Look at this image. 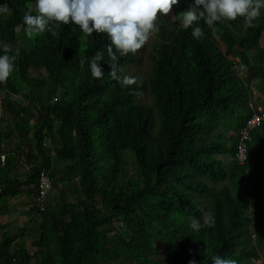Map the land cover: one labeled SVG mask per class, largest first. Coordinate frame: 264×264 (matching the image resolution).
Masks as SVG:
<instances>
[{"label":"trees","instance_id":"trees-1","mask_svg":"<svg viewBox=\"0 0 264 264\" xmlns=\"http://www.w3.org/2000/svg\"><path fill=\"white\" fill-rule=\"evenodd\" d=\"M193 2L179 0L158 16L159 31L151 35L157 40L150 37L136 53L112 61L107 34L87 36L70 22L54 24L55 35L28 37L23 16L34 0H0V42L10 46L20 78L18 85L11 77L4 82L15 95L2 101L12 122L0 121V264L264 259V121L252 131L248 160L234 159L239 129L259 108L253 87L264 93V10L252 25L242 17L212 26L201 19L194 26L203 36L194 39L180 15ZM97 51L104 54L101 79L89 68ZM238 59L246 66L243 76ZM112 63L137 83L121 87L109 75ZM27 88L29 107L39 88L50 90L55 102L49 97L33 113L18 96ZM14 135V148L5 153ZM53 155L69 162L80 195H53L27 244L2 219L5 204L24 196L34 201L39 172L54 178ZM193 218L202 225L198 232Z\"/></svg>","mask_w":264,"mask_h":264},{"label":"clouds","instance_id":"clouds-1","mask_svg":"<svg viewBox=\"0 0 264 264\" xmlns=\"http://www.w3.org/2000/svg\"><path fill=\"white\" fill-rule=\"evenodd\" d=\"M179 0H34L33 9L23 16L25 34L34 37L52 31V26L70 22L78 26L87 35L104 33L110 40L107 53L112 61L130 53H136L159 31L158 16H167L173 5ZM264 0H194L189 10L182 15L181 27L192 29L191 36L199 39L203 36L201 27L194 26L201 19L208 26L220 21H235L244 18L245 23H252L261 16ZM33 10L35 14H33ZM0 83H4L16 70L15 56L10 54V46L0 42ZM118 54V55H117ZM104 54L97 51L89 61L91 76L101 79L105 67L102 63ZM109 75L123 88H131L137 83L134 76L119 75L117 63L108 65ZM212 218L209 216V226ZM191 228L200 231L199 220H191ZM211 264H237L235 259L220 255L210 257ZM194 264V262H193Z\"/></svg>","mask_w":264,"mask_h":264},{"label":"rangeland","instance_id":"rangeland-1","mask_svg":"<svg viewBox=\"0 0 264 264\" xmlns=\"http://www.w3.org/2000/svg\"><path fill=\"white\" fill-rule=\"evenodd\" d=\"M261 10H264V9H261ZM151 38H153L154 40H157V36H155V35H153ZM149 40H151V39H149ZM249 52L252 55V54H254L255 51L249 50ZM262 70L264 72V64H263ZM245 74H247V70L244 71V75ZM10 77L13 81H15L16 84L20 82V78L17 74V69L14 71V73ZM259 80H260V78H258L256 80V82H258ZM253 89L255 91L254 96H253L254 104L257 107L264 110V93H260L257 90V88H255V87H253ZM30 90H31V88L30 89L27 88L23 92V93H25L24 95L22 93L18 94V96L23 100L22 105L25 107H28L29 109L31 108V107H29L31 104V100L28 98L30 96H32ZM37 90H38V88H37ZM14 95L15 94L10 92V90L7 88L5 83H0V115H1L0 121H2V123L5 126H7V123L12 122L13 116H12L11 112L4 110V106L2 105V101H3V99H12L14 97ZM33 95L35 96V102L31 108V111L33 113H36L37 108L41 107V105H43L48 100L49 97L52 100V102H55V100H54L55 95L52 94L51 91L48 90L47 88H39V92L34 91ZM54 125L56 127L57 122H55ZM35 127H37L36 122H34L30 126V130L32 133H33ZM17 139H18V137L16 135H14V137H12L11 140H8L5 142V144L3 146V148H5V151H4L5 153H7L9 150H11L13 148ZM48 139L49 140L47 142V145H51L52 139L50 138V136H48ZM128 162H129L130 167L133 169L135 167L134 158L129 157ZM68 164H69V162L62 160V159H59L55 155H53V173H54L53 180L57 181V186L53 190V192L51 193V195L48 199L49 202H51V203H53L52 196L56 195L59 191L66 192L67 196L70 200H73L78 195H80L79 177L76 175L75 176L72 175L71 172L68 173V170H67ZM24 166L26 168V165H24ZM69 174H71V180H67V181H61L60 180L61 177L69 175ZM33 202L34 201L31 197H25V196L21 197V198H17V199H9L8 201H6L4 212L2 215V219L9 223L8 228L12 233H18V234L22 233L20 240L26 239V237L28 236L29 233L33 234L32 231H37V229H38V225H37V222L35 220L36 218H34V216H32V214L30 213V207L33 205ZM253 238H254V236H252V239ZM29 242H30V239L27 240V244H29ZM261 262H262V259H259V258L254 256V257H252L250 264H256V263H261ZM9 264H18V263L14 260H11ZM115 264H131V263H127L126 260L124 261L121 259V260L116 261Z\"/></svg>","mask_w":264,"mask_h":264},{"label":"built area","instance_id":"built-area-1","mask_svg":"<svg viewBox=\"0 0 264 264\" xmlns=\"http://www.w3.org/2000/svg\"><path fill=\"white\" fill-rule=\"evenodd\" d=\"M245 70H246V66L242 62H239L238 59V66H237L238 74L240 76H243ZM254 93L255 91L253 89V95ZM262 121H264V110L258 108V110L255 111L254 114L251 117H249L246 120L245 124L239 129L238 138L236 141L235 153H234V159L239 164H244L248 160L250 152L254 148V146L252 145V131ZM48 140H49L48 136H44L43 142L45 144H47ZM29 167H30L29 165H26V168ZM53 189H54V184H53V179L50 176V171L41 170L38 174L37 192L34 197V203H33L34 207L37 209V212L32 213V216L36 218L35 219L36 222L39 219L40 213L47 208V205L49 203L48 199L51 193L53 192ZM257 258L262 259V262L256 264L264 263V259L262 256L260 257L258 256Z\"/></svg>","mask_w":264,"mask_h":264},{"label":"crops","instance_id":"crops-1","mask_svg":"<svg viewBox=\"0 0 264 264\" xmlns=\"http://www.w3.org/2000/svg\"><path fill=\"white\" fill-rule=\"evenodd\" d=\"M13 148H14V146H13ZM3 149L5 151V148H3ZM32 232H33V234L29 233L28 236L26 237L27 240L30 239V241H32L33 239H35V237L37 235V231H32Z\"/></svg>","mask_w":264,"mask_h":264}]
</instances>
